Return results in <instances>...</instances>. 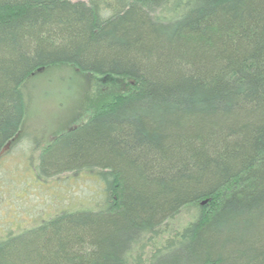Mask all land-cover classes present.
Instances as JSON below:
<instances>
[{
    "label": "trees",
    "instance_id": "trees-1",
    "mask_svg": "<svg viewBox=\"0 0 264 264\" xmlns=\"http://www.w3.org/2000/svg\"><path fill=\"white\" fill-rule=\"evenodd\" d=\"M59 65L112 87L38 174L95 172L103 206L0 238V264H264V0H0V154Z\"/></svg>",
    "mask_w": 264,
    "mask_h": 264
},
{
    "label": "rangeland",
    "instance_id": "rangeland-1",
    "mask_svg": "<svg viewBox=\"0 0 264 264\" xmlns=\"http://www.w3.org/2000/svg\"><path fill=\"white\" fill-rule=\"evenodd\" d=\"M31 79L24 125L0 154V238L38 227L64 211H96L103 206L105 186L95 172L43 178L38 161L44 144L85 122L110 93L111 81L61 65ZM182 217L185 224L189 217Z\"/></svg>",
    "mask_w": 264,
    "mask_h": 264
},
{
    "label": "flooded vegetation",
    "instance_id": "flooded-vegetation-1",
    "mask_svg": "<svg viewBox=\"0 0 264 264\" xmlns=\"http://www.w3.org/2000/svg\"><path fill=\"white\" fill-rule=\"evenodd\" d=\"M13 141H14V140H13ZM13 141H11V142H13ZM11 142H10V143H11ZM10 143H8V144L6 145L5 149L8 147V145H9Z\"/></svg>",
    "mask_w": 264,
    "mask_h": 264
}]
</instances>
